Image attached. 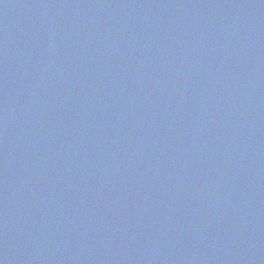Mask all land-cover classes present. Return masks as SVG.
Wrapping results in <instances>:
<instances>
[{"label": "water", "instance_id": "95a60500", "mask_svg": "<svg viewBox=\"0 0 264 264\" xmlns=\"http://www.w3.org/2000/svg\"><path fill=\"white\" fill-rule=\"evenodd\" d=\"M0 264H264V0H0Z\"/></svg>", "mask_w": 264, "mask_h": 264}]
</instances>
